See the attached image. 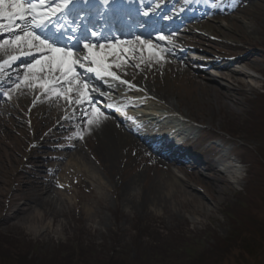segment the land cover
<instances>
[{"label": "rangeland", "instance_id": "rangeland-1", "mask_svg": "<svg viewBox=\"0 0 264 264\" xmlns=\"http://www.w3.org/2000/svg\"><path fill=\"white\" fill-rule=\"evenodd\" d=\"M204 1L179 6L178 19L188 28L170 44L184 50L201 84L233 96L225 99V108L216 105L207 113L181 105L204 129L199 140L198 128L187 144L191 159L186 162L153 160L147 149L132 143L118 153L122 158L109 161L97 129L60 124L56 132L61 111L34 109L21 80L17 90L12 84L7 93L2 88L0 264H79L82 259L93 264L112 257L128 264L254 263L264 247V1L239 0L238 9L217 11L224 16L215 18L194 16ZM229 62L245 74L233 77L212 69L214 63ZM206 63L213 65L202 70ZM205 131L215 138L208 139ZM248 138L260 140L258 149L239 163L241 147L251 145ZM195 154L214 165L234 158L245 179L238 184L226 171L216 176L194 170L189 161ZM174 178L178 187L170 183ZM157 185L161 193L155 192ZM16 249L17 256L5 257Z\"/></svg>", "mask_w": 264, "mask_h": 264}, {"label": "bare ground", "instance_id": "bare-ground-1", "mask_svg": "<svg viewBox=\"0 0 264 264\" xmlns=\"http://www.w3.org/2000/svg\"><path fill=\"white\" fill-rule=\"evenodd\" d=\"M101 0H88L89 3H95L100 2ZM140 1L141 7L147 8V0H138ZM264 1V0H262ZM261 3L257 4V6H260ZM153 6V5H151ZM264 8V5L261 6ZM261 11H264L261 9ZM257 13V12H256ZM258 14V13H257ZM136 16V15H135ZM224 18V17H223ZM261 16L258 14V20L260 21ZM237 20V19H234ZM127 21V20H126ZM238 21V20H237ZM114 22H116V19H114ZM152 23H156L155 27H158L159 29H162L163 32H167V28H165V25L160 20H152ZM0 23H4L7 26V20H0ZM238 23V22H237ZM19 23H15V25L11 28L7 29H14L15 26H17ZM48 24V23H47ZM114 24V33H118L122 27L119 25V23H112ZM110 25V27L112 26ZM25 26V23H21V27L17 29L16 31H13L9 33V35L6 37L8 42H11L15 39L17 35H23V32L21 29ZM175 27V26H172ZM234 27V25H233ZM212 28L218 30L221 32L220 27L212 26ZM24 30V29H23ZM2 29H0V32ZM25 31V30H24ZM171 37L179 36L176 32H171ZM34 42V44H36ZM61 43H63L61 41ZM131 43L132 40H131ZM249 43V40H248ZM10 46L7 48H1L0 49V65L10 66L11 64H14L15 62H22L25 61V59H16V60H9L10 55H15L17 52L26 50V49H34L33 47H28L27 45L21 44L19 46V49L11 43H9ZM244 46H247L244 45ZM243 50V48H241ZM108 55L106 56L105 61L101 64V72L100 74L107 75L105 72L104 66H107L106 71L113 73V75H109V77L113 80V82L109 83L110 86H113L115 88H119L122 86V89L130 92H137L140 94H143L146 98L139 100L138 103L146 102L147 97L151 99H156L161 104H167L168 107L171 109L173 108V111L179 112L183 114L185 117L193 119L194 115L192 116L190 114L189 110L181 111L180 107L181 105H185L186 107L190 106V108L196 107L197 111H203L204 113H207L211 111L210 109L215 108L216 105H218L220 108H225L224 105L226 103V98H231L233 95L232 92L227 90H220L217 88V86L209 85L207 83L201 84L202 82L199 80V75L194 73L192 70L187 68L184 64V61L179 60L177 55L172 56V52L169 50H163L158 51L157 49H153L147 45L144 44H130L128 45L126 42L123 45H120L119 48H107ZM45 52V51H44ZM38 53V52H37ZM41 54V53H40ZM24 56V55H21ZM254 56V55H253ZM39 60L40 63L36 64L35 61ZM32 65H35L34 67L30 66H23L20 67V69L13 70L12 72L4 71L3 73L0 72V74L3 75V77L6 80H10V78L15 77L17 75L27 76V71H31L30 76L32 79H29L25 81V83H19L23 86H28L29 82L34 81H40L43 79V81L48 85V90H54V83H62L67 84L68 80H73V76H71V72H68V66L64 62L63 65V72L60 71V65L61 60H58L57 57L53 58H41L36 59ZM253 68H260L258 64L254 63L251 64L250 62L247 63ZM97 67V64L93 63V68ZM216 70L217 72H220V74H231L233 77H235L237 74H245V72L242 69L233 67V63H217L214 64V67L212 68ZM264 70V69H263ZM64 72H68V76H64ZM26 73V74H25ZM24 74V75H23ZM108 76V75H107ZM232 77V78H233ZM19 84L15 89L18 88ZM203 87V88H201ZM30 96V95H29ZM167 98H171L170 100L164 102ZM48 97H45L43 95L37 97L36 106L37 108L40 107V103L42 101L48 100ZM57 104L60 105L59 101H57ZM146 104V103H145ZM143 106V105H142ZM136 113H142V109H135ZM62 111H65L67 113V117L76 116L73 111H66L62 108ZM159 111V110H157ZM135 113L133 110L127 111L126 114L133 115ZM121 115H125V113L121 112ZM90 120L86 119L85 126H91L93 129H97V133L102 136V139L104 140V147L101 149L103 153H106V159L112 162H116L122 158L118 153H122L125 151L128 146L132 144H137V140L133 139L132 135L129 134L127 131H125L123 128H120L113 120H111V117L105 116L103 113H100L96 111L95 113H92L90 115ZM142 116V115H141ZM125 117V116H123ZM66 118V117H64ZM195 118V117H194ZM91 121V123L89 122ZM83 123V122H82ZM132 130H135L134 126L129 127ZM138 130V129H137ZM136 131V130H135ZM124 146L121 150V147ZM120 147V148H119ZM110 154V156L108 155ZM81 157V154H79ZM173 160L176 159L173 155ZM79 159L78 157H75ZM183 159V156H179L177 160ZM194 159V158H193ZM194 163V170H201V168H204L207 170V172L214 173L216 176L219 173V170L217 169L219 165L225 166L226 173H229L231 176H235V182L241 183L244 179L238 175L239 170L233 167H228V165L219 164L215 165L211 162H203V160L199 158H195L193 160ZM80 165L82 168L86 167V170L89 173H92L91 167H89L88 163H85L86 166H84L81 162ZM186 164L184 163L183 166H180V169H185ZM222 172V170H221ZM138 177L136 176L134 178V181L136 182ZM175 181L173 184L172 182ZM179 180H172L170 183L172 185H178L177 182ZM178 187V186H177ZM180 187V186H179ZM128 188H126L127 191ZM156 189V193L162 192V187L159 185L154 187V190ZM34 225H31V230H36Z\"/></svg>", "mask_w": 264, "mask_h": 264}, {"label": "snow or ice", "instance_id": "snow-or-ice-1", "mask_svg": "<svg viewBox=\"0 0 264 264\" xmlns=\"http://www.w3.org/2000/svg\"><path fill=\"white\" fill-rule=\"evenodd\" d=\"M67 2L68 0H65L64 5H58L56 8H50L48 13H38L36 11L37 5L32 3L31 0H27V3H25V0H0V20H7L8 22L7 26L4 23H0V29H4L6 27L11 28L15 25L17 20L24 21L26 19H29V17H31V19L35 21L37 24L42 23L43 22L42 20L40 21L36 20L37 16H48L49 14L54 15L59 10L60 7H66ZM6 3H7V8L9 9L7 11L5 10ZM40 3L42 5L43 0H40ZM21 31L23 32V35H17L13 41L11 42L5 41L4 44L11 43V45L17 47L18 49L21 44H24V45H27L28 47L35 46L39 51H43L45 48L48 49L49 51H62L65 59L72 57L74 55L71 49L64 50V49L55 48L53 44L49 43L48 41L44 39H41L40 36L36 35L32 31H24L23 29H21ZM161 39H163V37H161ZM36 41H38V44H34V42ZM4 44H0V48H3ZM84 48L87 49L89 53V56L87 57V59H90L92 63L97 64V67L95 68L89 67L86 69V71L95 72L97 75H99L101 72V67H100L101 62L95 59V56L92 53V45L85 43ZM18 58L19 57L15 55L9 56V60H16ZM35 63L39 64L40 61L37 60L35 61ZM63 65H64V62L61 61L60 71L62 72H63ZM72 65L78 66L81 68L84 67V65L79 62V59L73 60ZM34 66L35 65H31L30 67H34ZM104 68H105V72L107 75H113V73L106 71L107 69L106 65L104 66ZM72 71H74V68L70 67L68 69V72H72ZM68 72H64L65 77L68 76ZM74 79L75 78H73V80ZM73 80H68V83L71 84ZM77 83L79 84V82ZM82 88H83V91H81L80 94L81 96L86 98L88 95L87 93L88 85L86 82L82 84ZM80 102L82 103L83 101L81 100ZM89 122L91 123V121Z\"/></svg>", "mask_w": 264, "mask_h": 264}, {"label": "trees", "instance_id": "trees-1", "mask_svg": "<svg viewBox=\"0 0 264 264\" xmlns=\"http://www.w3.org/2000/svg\"><path fill=\"white\" fill-rule=\"evenodd\" d=\"M258 140V139H257ZM8 245L11 247L12 245H13V243L12 242H9L8 243ZM8 251H10V250H8ZM28 252L30 251V250H27ZM18 252L19 251H17V249L16 250H14L13 251V253H10V255H5V257H12L13 255H15L16 254V256L18 255ZM32 258V257H31ZM114 259V257H112L109 261H107V262H103V263H99V262H97V263H93V264H128V263H126L125 261H122V262H118L117 261V263H115L114 261H112ZM79 264H90V263H88L87 262V260H81L80 262H79Z\"/></svg>", "mask_w": 264, "mask_h": 264}]
</instances>
